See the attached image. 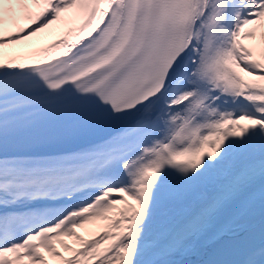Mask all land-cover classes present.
Here are the masks:
<instances>
[{"label":"snow or ice","instance_id":"1","mask_svg":"<svg viewBox=\"0 0 264 264\" xmlns=\"http://www.w3.org/2000/svg\"><path fill=\"white\" fill-rule=\"evenodd\" d=\"M0 264H264V0H0Z\"/></svg>","mask_w":264,"mask_h":264},{"label":"bare ground","instance_id":"2","mask_svg":"<svg viewBox=\"0 0 264 264\" xmlns=\"http://www.w3.org/2000/svg\"><path fill=\"white\" fill-rule=\"evenodd\" d=\"M24 22L21 21V24ZM64 32V25L57 24L51 26L49 29L45 30L43 33L36 37L30 38L28 41H24L18 45H14L16 51L21 53H28L32 49L39 48L51 40L59 38ZM59 35V36H58ZM245 43H251L250 41H245Z\"/></svg>","mask_w":264,"mask_h":264},{"label":"trees","instance_id":"3","mask_svg":"<svg viewBox=\"0 0 264 264\" xmlns=\"http://www.w3.org/2000/svg\"><path fill=\"white\" fill-rule=\"evenodd\" d=\"M92 228L91 227H89V226H87L86 228H85V235H87V236H90L91 234H92Z\"/></svg>","mask_w":264,"mask_h":264},{"label":"rangeland","instance_id":"4","mask_svg":"<svg viewBox=\"0 0 264 264\" xmlns=\"http://www.w3.org/2000/svg\"><path fill=\"white\" fill-rule=\"evenodd\" d=\"M80 230H81V229H78L77 231L80 233ZM72 241H73V240H72ZM57 247L59 248V250H60L61 252H66L63 248H60L59 245H57Z\"/></svg>","mask_w":264,"mask_h":264}]
</instances>
